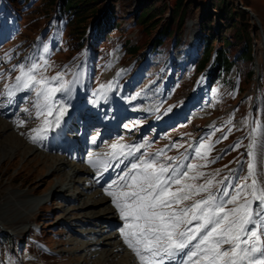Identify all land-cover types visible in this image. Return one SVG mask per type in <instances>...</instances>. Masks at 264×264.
<instances>
[{
  "label": "rangeland",
  "instance_id": "374dc122",
  "mask_svg": "<svg viewBox=\"0 0 264 264\" xmlns=\"http://www.w3.org/2000/svg\"><path fill=\"white\" fill-rule=\"evenodd\" d=\"M44 1L46 0H25L20 4L17 0L9 2L0 0V12H2L0 15V74H2L0 75V94L4 93L6 86L15 84V78L20 74L19 69L12 71L15 66L22 63L27 65L31 60L42 61L44 59L42 57L44 56L48 58L47 68L46 70L42 69L41 74L48 78V68L53 59H59L60 61L64 60L65 69L74 66V70H72L73 72L71 74L79 72L82 74L83 71L86 72L88 66H95L93 79L97 78L96 74L100 73L98 77L102 80H99L94 90H91L90 86L93 81L91 82L86 76L84 81L86 88L82 90V84H80L79 99L75 101L77 107L71 105L74 108L69 111L74 128L71 129L68 134L82 136L84 143L83 149L79 144L69 147L67 153L70 152V160L78 159L80 162L85 163V165L93 167L102 164L96 156L100 154L103 148V141L108 140V149L103 151V156L105 158H110L109 163L105 166L111 168L115 157L120 156L110 155V153L117 150H113L111 145L117 144L120 141H129L130 138L135 137L138 142H144V146H137L135 148L133 156L128 158L123 168L119 171L122 173L121 177L126 174H131L132 165L134 163H139L146 158L150 159L163 150V154L159 157L161 162L171 163L168 157H175L177 163H191L197 166L193 171L189 172V178L184 181L185 183L200 185L204 184L207 180H212L213 187L211 190L219 195L218 189H224L225 184L231 192L234 191L232 188L233 185L246 182L248 176V163L250 160L253 161V157L249 156V151H252L256 156H259V161L257 159L258 162H256V173L259 175L258 180L264 183V94L261 98L263 102L262 112V107L260 109L256 107L255 109L251 108L250 95L244 98L241 97V100L239 99L240 103L236 105L235 102L238 98L232 95L234 97L232 101L230 96L231 93L233 94V92L237 90V87L233 88L228 81H216L212 84L213 87L206 89L208 87V82L205 80V77H203L202 81L200 80L201 88L199 89L198 87L192 91V84L199 74L196 69V60L199 54L196 48L197 41L200 39L201 34L199 30L200 18L203 14H206V12L208 15L209 13L213 15L216 12L210 0H186V4L188 5L185 7L186 18L182 27L183 38L179 45L172 46L170 43L172 38L168 37L161 46V52H148L142 57L139 56L138 59L135 58L133 62H131V60L134 56L130 59H125L120 54L123 37L126 36L129 38L130 42L139 44L140 50L146 48L147 44H149V38H151L157 30L158 24L165 20L167 21L174 0H112L114 17L116 24H118L116 28L108 30V34L109 36H115L109 38L105 33V37L103 35H101V37H96L97 35H95L94 32L92 37L94 41L87 46L83 45L79 47L78 43L75 41L77 36L71 35L74 32L76 33V29H73L70 24L66 26L63 21V16L58 18L57 23L63 27L65 26L66 30L62 32L61 39L57 40L59 25L57 23L50 24L49 16L47 15L53 10L54 4L48 7L46 4H43ZM108 1L109 0H94L88 3L89 6L94 7L95 11L88 13L87 20L90 21L96 13H99L104 3ZM152 1H155L157 5L156 10H162V12L155 17L154 27L148 25L144 27L134 22L137 12ZM234 1L239 6L241 5L244 8H249L245 9L247 11L248 20L255 26V28L253 27L252 33L254 34V59L256 69L257 71H262L264 69V0ZM242 1L250 5L242 4ZM250 11L254 14L252 15ZM20 13L25 14L24 19L20 16ZM43 23L44 25L41 26ZM173 26H175V23H173ZM37 27H39L37 31L38 35L36 31L33 32ZM148 27L151 28L150 31L147 30ZM213 28L218 33L221 34L222 32L228 36L232 34L233 30V27H229L222 31V27H218L216 23H213ZM48 31H51L50 35L47 33ZM28 32L29 35L27 34ZM90 35H92V32H86L83 42H87ZM68 37H71L73 42L75 41V47L71 50V53L68 52L70 49L69 44H66V39ZM49 38H51V43L48 40ZM107 40H110L109 45L114 43L112 46L114 50L110 58L105 59L101 63L99 71L98 57L100 54H103V52H107V50H103V46L107 44ZM56 41H60V48ZM45 46H47L48 50L49 48L53 50L65 48V52L63 54H57L56 51L52 53L48 51L45 53L43 51ZM240 47V43L231 44L230 53L233 54ZM75 49H78V52L75 51ZM111 62L113 67L110 66ZM240 63L241 62L238 64ZM59 64L61 63L59 62ZM104 64L105 66L103 67ZM180 69L185 70V73L183 74ZM115 70L118 71L117 74H119V76L116 87L113 88L108 81V73L110 71L114 72ZM235 73L236 71L233 68L228 76H234ZM260 79L263 80V78L255 74L249 81L252 83L251 86L243 93L249 92L253 94L255 88L260 87ZM62 81L63 80L54 81L50 87L58 86L60 83H63ZM63 84L66 85V83ZM262 85L264 86V80ZM246 86H248V84ZM88 88L91 90L90 92L87 91ZM197 89L198 92H196ZM122 90L125 91L128 99H136L135 101L137 103L142 99L139 98L141 94L147 95V98H145L149 103L147 109L154 108L152 114H160V116L157 117L159 119L156 118L150 122V119H152L151 117H153L152 114L137 112L141 109L138 107L135 108V112H126L123 107L122 109L114 110L113 105L115 104V97ZM20 92L22 91L17 93ZM55 94L56 99H58V101H55L57 106H59L60 101L68 105L67 102H64L59 92ZM181 94L184 98L179 99ZM149 96H151V98H149ZM0 99H5L6 104L10 107L8 116L3 115L5 112L2 107L3 102L0 103V114L3 115L5 120L8 119L9 121L8 124L0 119V213H3V223L2 226H0V264H81V260L86 253L83 252L81 248L77 251H73L72 248L77 246L80 247L82 242L87 240H81L80 243L75 242L72 244V239L77 237L68 230L63 231V226L60 224L61 218L59 216L63 215L64 209H69L68 211H71V216L74 217L72 220L75 221L72 223L70 222L71 224H76L82 220L86 221V218L79 217L78 210H74L73 206L76 205L75 203L87 201V199L89 201L90 198L86 199L88 193L83 198L80 195V191H78L80 193H75L74 190L79 189L82 185V183H78L79 181H75L68 187V191L65 190L66 192L64 193H66V195L72 193L71 196H77L79 194V199L77 201H72L73 203H67L57 199L55 194L52 193V189H57L55 183L59 177L58 173L46 172L45 166L43 167L42 164L50 163L47 159L43 158V163H41V165L38 164V160L45 153L40 152V149L37 148V144H34L33 141H29L34 133L31 135L29 134L30 136L27 134L25 136L20 135V131L27 130L28 133L31 128H38L42 124L40 119L44 117L37 119L36 114L29 116L26 115L27 112H23L21 116L22 127L17 129L20 126V122L15 119L14 115V113L20 110H29L32 105H35L37 102L35 91H30L28 100H18L16 103L15 97L12 103L8 102L5 95H0ZM84 99L85 103H83ZM145 99L141 100L142 104H145ZM99 100H105L107 108L100 113L98 112ZM124 103H126V101H124ZM90 107H95L96 109V111H94L95 109L92 111L93 118L90 116ZM45 115H47V113H45ZM91 119L93 120L92 122L89 121ZM35 121H38V124L32 125ZM2 122L5 124L3 125ZM86 122L88 125H86ZM111 126H114L112 131L109 130ZM10 129L15 133L17 129L19 135L15 134ZM127 130L129 133L124 136ZM249 135L254 136V139L253 137L249 139L252 142L253 140L255 141L254 148H247L246 146ZM237 136L238 138H242L241 145L244 144L242 145L243 150L247 152L246 157L242 159L238 167L236 161L241 147L239 139L235 140ZM17 139L18 142L23 144V149L21 147L9 156L3 157L1 155V148L4 145H15ZM23 139H26L24 143ZM11 140L14 144H12ZM44 141L46 142L45 144H47L48 137L44 139ZM201 141H203L206 146L211 145L210 149L207 147L201 149L203 158H201V156H196L193 152V148ZM52 144H56V141ZM148 145L150 149L142 152V149ZM29 146L34 148V153H32L30 149L28 150L27 147ZM118 152L119 151H117V153ZM47 153L55 154L60 157L56 152ZM35 154L40 157L36 156L34 160H30ZM78 154L80 156L77 157ZM90 155L91 158H89ZM92 156L94 159H92ZM124 157L125 155L123 154L122 160ZM185 157H188V159H185ZM60 158L68 159V157L65 156H61ZM67 161L69 165H72L71 161ZM69 169V166L65 167L63 173H65V175L68 174V172H71ZM192 172L194 173L191 175L190 173ZM200 173L203 174L201 178L195 180L190 179V177ZM76 178L78 179L77 176ZM218 181L221 183H217ZM120 183H122V181L120 179L115 181L112 175H109L105 181V185L108 187L109 185H113V188H111L112 190L115 189L116 184ZM15 194H23L27 200H35H32L30 203L31 205L27 204L28 207L30 206L28 212L16 219L14 218L16 210L8 206V202L11 201V199L14 200ZM46 194H48L47 197L41 199V197H44ZM80 197L82 199H80ZM199 198L201 197L193 196V200ZM66 199L69 200V196H66ZM191 202L192 201H188L186 203ZM71 204H73V206H71ZM93 207L94 209L92 211L94 214L101 215L103 212L101 207L99 205H92V208ZM228 207L232 206L229 205ZM68 211H65L66 215L63 216V218L69 216V214H67ZM74 213L78 214L72 215ZM92 221L94 222L92 225H94L97 221L101 222V219L99 220V217H94ZM123 222V220H116L109 228H113V230L120 232ZM94 226L96 228L99 227L97 233L104 234L108 232V230L104 229L105 227L103 224ZM27 227L29 228L27 229ZM74 227L78 228L81 226L76 224ZM3 229L9 231L8 235L10 238L3 237L4 235L1 231ZM100 247L104 252H109L107 250L109 247H103V245H100ZM46 249H49L51 254H48ZM118 251L119 252H117L115 256L116 258H114V264H119V262L123 261V258L126 257V251ZM73 254L79 256L80 259L74 261L75 257ZM86 256L91 258L92 262L90 261L91 263L89 262V264H95L93 262L94 257L90 254H86ZM179 259L178 257L177 261L173 264H178ZM184 259L187 260V257H184ZM130 260L131 263H133L131 256Z\"/></svg>",
  "mask_w": 264,
  "mask_h": 264
},
{
  "label": "snow or ice",
  "instance_id": "6c2138e0",
  "mask_svg": "<svg viewBox=\"0 0 264 264\" xmlns=\"http://www.w3.org/2000/svg\"><path fill=\"white\" fill-rule=\"evenodd\" d=\"M43 51L48 52L47 46ZM46 68L47 60L15 66L12 71L19 69L20 73L15 84L0 94L12 103L17 92L35 91L36 118L44 119L32 130L36 133L30 137L34 143L60 126L66 109L63 104L57 106L55 93L70 94L63 83L50 87L61 74L49 79L41 74ZM128 147L112 144L113 150L120 151L110 155H123ZM206 147L211 145L201 141L193 152L203 158L201 149ZM250 147H255V141ZM162 154L163 150L134 163L131 174L120 177L122 183L116 184L115 190H106L124 221L120 229L123 242L140 264H165L176 257L180 258L178 264H264V183L256 176V164L249 161L245 183L233 185L231 192L225 184L217 195L211 190L212 180L200 185L184 182L196 165L177 163L175 157H168L171 163L161 162ZM249 156L255 159L254 152L249 151ZM202 176L200 173L190 179ZM193 196L201 198L193 200Z\"/></svg>",
  "mask_w": 264,
  "mask_h": 264
},
{
  "label": "trees",
  "instance_id": "16d2710c",
  "mask_svg": "<svg viewBox=\"0 0 264 264\" xmlns=\"http://www.w3.org/2000/svg\"><path fill=\"white\" fill-rule=\"evenodd\" d=\"M54 1L46 0L43 4L50 7ZM92 1L94 0L55 1L54 11H56V16H63V21L76 29V33L74 32L71 35L77 36L75 40L79 45L83 42V35L89 25L88 13L95 11L94 7L88 4ZM112 3V0L105 2L103 8L99 13H96L91 23L92 28L101 35L116 25ZM210 3L212 7H215L216 12L213 15H210V13L208 15L206 12L200 18L199 30L201 34L196 48L200 56L197 61V68L199 70L203 69V74L206 75L209 84L216 81H228L233 88L237 87V90L229 96L233 100L232 95H235L239 100L243 92L251 86L252 83L249 81L256 74L254 34L252 33L255 26L248 20L246 9L241 5L239 6L234 0H210ZM242 4L250 5L245 1H242ZM187 5L186 0H174L167 21L160 22L155 34L148 40V42H151L152 50L160 48L168 37L172 38L170 42L172 46H176L182 41V27L186 18L185 7ZM156 9L155 1L150 2L137 12L134 22L144 27H147V25L154 27L155 17L162 12V10ZM173 23H175V26H173ZM213 23H216L220 28L222 27V31L233 27L232 34L228 36L222 32L221 34L218 33L213 28ZM150 27L147 28L148 31H150ZM235 43H240L241 47L231 54L230 45ZM125 44L126 52L129 54L137 53L140 48L139 44L132 43L129 39L125 40ZM239 62L241 63L238 64ZM233 68H235L236 73L234 76H228ZM259 77L264 80V69L259 72ZM263 80L260 79L261 86L256 91L253 101V106L258 109L262 107V112ZM247 84L248 86H246ZM240 100L238 103H240Z\"/></svg>",
  "mask_w": 264,
  "mask_h": 264
},
{
  "label": "bare ground",
  "instance_id": "6f19581e",
  "mask_svg": "<svg viewBox=\"0 0 264 264\" xmlns=\"http://www.w3.org/2000/svg\"><path fill=\"white\" fill-rule=\"evenodd\" d=\"M115 73L116 72H112V73L109 74V76H110L109 81H110L111 85H115V76H116ZM67 87L70 90V94L64 93V92H60V94L63 96V98H65V101L70 103L71 100H73L74 95L75 94L77 95V93H78L79 82H78V77H77L76 74H73L71 76L70 80L68 81ZM140 97H144V95H142ZM17 98L18 99H22V100H26V99H28V96H27V94L23 95V92H22V93H20L17 96ZM149 98H151V97H149ZM54 100L55 101L57 100L56 99V94L54 95ZM117 101H118L117 107H121V108L125 107V108H127L126 112H135V108L136 107L141 108V109H139L140 112L141 111L145 112V114H147V113H149L151 111V109H147L148 106H149L148 102H146V104H141V103L135 104V103H132L129 100L127 101L124 98L123 93H121L120 95L117 96ZM124 101H126V103H124ZM145 101L146 100H144V102ZM2 102H3V100H0V103H2ZM122 102H123V104H122ZM139 102H141V100ZM60 104L61 103H59V105ZM101 104H102V107L100 108V110L105 109V104L106 103L103 102ZM63 106L65 107L66 111H65V113L63 115V118L61 120L60 126L55 128L54 131L49 132L48 143L45 144L46 142L44 140H40V141H37V142L34 143V144H37V146H38L37 148L40 149V152L45 153V154L42 155L41 157L39 155L35 154L34 156H32L30 158V160H34V158L36 156H39L40 157V159L38 160V164L39 165H41V163H43L42 162L43 158L47 159L48 161H50V163L42 164V165H43V167L45 166L46 172H48V173H58L59 177L57 178V181L55 183L57 189H52V193L55 194L57 199L65 201L67 203H73L72 201H74V200L77 201L79 199V194L77 196H74V195L71 196L72 193L70 195L69 194L66 195V193H64V192L68 191L67 190L68 187L73 182L81 180L80 179L81 178L80 177V175H81L80 173H83L85 175V178H87L86 180H83L84 185L80 186L79 189H75L74 191H75V193H80L81 192L80 195L82 196V198L85 197V195L88 193L87 196H86V199L90 198L89 201L87 199V201H81L80 203H75L76 205H74V206H73V204H71V206H73L74 210H78L80 218L81 217L86 218V221L82 220L81 222H77L76 223V224H78L80 226H83V227L82 228L81 227L76 228V227H74V225H76V224H71L72 222H75V221L72 220V219H74V217L71 216V211H68L69 209H64L63 210V215L59 216L61 218V219L60 218L59 219H60V224L63 226V231L64 230H68L69 232H71V234H74L75 237H77V238H73L72 239V242H71L72 244H74L75 242H79L80 243L81 240H87L85 242H82L80 247H78V246L77 247H73L72 250L73 251H77L78 249L81 248L83 252H85L88 255L90 254L92 257H94L93 258V262L95 264H114V258H116L115 256L117 255V252H119L118 250H126V253H125L126 257L123 258L124 260L122 259L123 261H120L119 264H140V261L135 256V254L132 251L128 250V248H126L127 246L123 242V238L121 236V232H118V231L112 232L111 230L106 229V226L111 225L115 220H120L121 218L119 216L118 210L111 203L112 197L107 195L106 190H110V189H107V188H104V187H99V182L102 183V180H104L105 177L103 179H97L96 178L98 173L102 174L101 177H103L104 175L107 176L110 173L113 174L114 176H117L118 173H119V169L123 168L126 160L125 159L122 160L121 158H117L115 160V163H114V165H115L114 169L106 170V169H102V166H99V167L96 168V170H94L93 168L85 165L84 163L79 162V160H77V159L70 160V158H69L70 153L69 154H67V153L66 154H61L63 152V148H66L67 145L73 146L77 142L82 143L81 142V136H72V135H68V133H65L66 130H68L70 128H73V127H72V124H71L70 120L68 119V117H69L68 116V112L70 110V107L69 106H65V105H63ZM114 106H116V104ZM0 108H1V106H0ZM91 109H95V108H91ZM136 110H138V109H136ZM23 112H26V111H24V110L20 111L19 118H21V116L23 115ZM156 118H157V115L152 117V121L154 119H156ZM0 119H2L5 122H7L5 119H3L1 117H0ZM87 122H88V120H87ZM37 123H38V121H35L34 123H32V125H36ZM2 124H3V122H2ZM21 127H22V120H21ZM21 127H19V128H21ZM113 128H114L113 126L110 127V129H113ZM33 129H35V128H31L28 131V133H27V130L26 131L25 130L20 131V133H21L20 135L21 136L22 135L25 136L26 134L27 135H29V134L31 135L33 133V131H32ZM63 130H65V131H63ZM12 132H14V131H12ZM15 134H18V130L17 129H16V133ZM34 134H36V133H34ZM251 137H253V136H250V138ZM60 139H62V141ZM135 139L136 138H133L130 141L124 143V144L123 143H118V144L129 146L128 148H125V151H126L127 155H132L133 151H135V148L139 144V142H136ZM253 139H254V137H253ZM12 140H13V138H12ZM20 140H22V139H20ZM29 141H32V140H29ZM55 141H56V144H52ZM24 142H25V140L23 139V143ZM251 142H252L251 140L248 141V146L251 144ZM12 144H14L13 141H12ZM22 146H23V144L21 142H18V139H17L16 142H15V145H10V146L4 145L1 148V152H2L1 155L3 157L4 156H9L11 153H14L15 151L19 150ZM105 146H107V143H105ZM33 147L29 146L27 148H28V150L30 149L32 153H34L33 152L34 151ZM41 147H44L45 150H42ZM22 149H23V147H22ZM142 151H145V149H142ZM47 152H56V153H58L60 155V157L61 156H65V157H68V159H61L59 156H57L55 154L47 153ZM129 153H131V154H129ZM67 160L71 161L72 165H69L68 164L69 162ZM67 166H69V168H70L69 171H71V172H68V174L65 175V173H63V171H64V168L67 167ZM83 166H85V167H83ZM76 176L78 177V179L76 178ZM80 182H78V183H80ZM55 184H54V188H55ZM78 191H80V192H78ZM48 194H46L44 197H41V199H45ZM66 196H69V200L66 199ZM14 197H15L14 200L11 199V201L8 202V206H10V207H12V209L16 210V212H15L16 215L14 217L16 219V218L24 215L25 213H27L28 212V208L30 207V206L28 207L27 204L31 205L30 203L32 202V200L33 201H35V200L34 199L27 200V198L23 194H15ZM82 198L80 197V199H82ZM39 200H37V201H39ZM10 202L15 208L10 204ZM92 205H99L101 207V209L103 210L101 215L100 214L99 215L94 214V212L92 211L94 209V207L92 208ZM66 210L68 211L67 214H69V216H66L65 218H63V216L66 215L65 214ZM78 213H74L72 215H77ZM2 215H3V213L1 212L0 213V225L1 226H2V223H3ZM94 217H99V220L101 219V222H104V223H101V222H99V223H101V225L103 224L104 227H105L104 229L108 230V232H106L104 234L103 233H97L99 227L96 229V227H94V226H90V227L87 226V224H93L94 223L92 221L94 219ZM94 225H96V224H94ZM88 228H91V229H88ZM109 232H111V233H109ZM107 233H109V234L105 235ZM105 244H106V246H105ZM100 245H103V247H109V249H107L109 252H107V253L104 252L102 250V248L100 247ZM86 254H85L84 258H82L81 264H89V262L91 261V258H88L86 256ZM73 255L75 257L74 261H76L77 259H80L79 256H76L75 254H73ZM130 256H131V259H132L133 263H131ZM125 259H127V260H125ZM166 262L167 261H165V264H166Z\"/></svg>",
  "mask_w": 264,
  "mask_h": 264
},
{
  "label": "water",
  "instance_id": "95a60500",
  "mask_svg": "<svg viewBox=\"0 0 264 264\" xmlns=\"http://www.w3.org/2000/svg\"><path fill=\"white\" fill-rule=\"evenodd\" d=\"M246 9H249V8H247V7H245ZM250 13L253 15L254 13L252 12V11H250Z\"/></svg>",
  "mask_w": 264,
  "mask_h": 264
}]
</instances>
